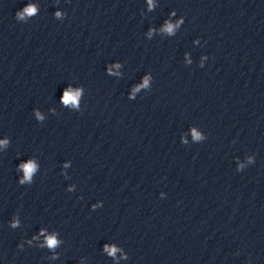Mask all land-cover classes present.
Segmentation results:
<instances>
[{
	"label": "clouds",
	"instance_id": "clouds-1",
	"mask_svg": "<svg viewBox=\"0 0 264 264\" xmlns=\"http://www.w3.org/2000/svg\"><path fill=\"white\" fill-rule=\"evenodd\" d=\"M26 11L29 12V13H32V12L35 11V9L32 8V7H29L28 9H26ZM169 30H170V29H169ZM65 99H66V100H67V99H74V97H68V96H65ZM32 170H33V166H32L31 164H29V165L27 166L26 172H27L28 174H30V173L32 172ZM48 243H49L50 246H52V245H55V244H56V241H55L54 239H49Z\"/></svg>",
	"mask_w": 264,
	"mask_h": 264
}]
</instances>
